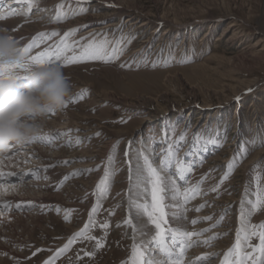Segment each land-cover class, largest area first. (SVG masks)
<instances>
[{"label":"rangeland","instance_id":"rangeland-1","mask_svg":"<svg viewBox=\"0 0 264 264\" xmlns=\"http://www.w3.org/2000/svg\"><path fill=\"white\" fill-rule=\"evenodd\" d=\"M61 4L62 10L57 7ZM61 11L66 18L58 21ZM0 15L7 17L0 20V27L21 49L32 45L27 57L54 49L65 36L76 54L93 39L107 40L109 49H125L110 63L66 65L63 59L48 63L62 68L71 95L62 111L46 119L62 118L58 125L49 122L42 127L40 137L51 143L37 140L8 150L44 146L48 160L38 162L29 155L12 167L20 173L1 170L7 165L0 163V171L13 174L6 175L12 178L10 182L0 180L1 195L2 188L39 183L30 194L18 190L17 198L0 197V264H122L129 260L135 244L129 236L136 240L146 236L148 245H137L153 251V226L147 217L137 219L136 209L129 207V197L141 202L147 197L142 189L129 191L126 160L135 161L137 152L143 151L151 153L150 159L159 167L168 144L175 145L185 132L179 157L191 163L193 170L185 180L174 172L164 174L166 179L171 175L181 191L193 186L200 189L185 205L186 219L180 218L182 200L170 199L174 190L165 192L169 225L200 233L191 237L193 246L185 252L184 264H223L238 231L242 254L253 252L245 237L257 245L259 239L250 235V225L264 224V207L254 208L257 194H264V0H33L31 8L26 0H0ZM234 23L238 26L231 28ZM28 26L40 31L21 35ZM185 58L192 62L181 63ZM165 62L170 66L165 67ZM153 63L157 66L152 67ZM81 94L82 100L78 99ZM138 102L142 111L130 107ZM196 135L215 138L217 143L194 148ZM253 140L255 145L246 143ZM242 143L248 149L243 158ZM54 152L58 155L50 157ZM110 154L114 156L111 164ZM234 158V172L221 183ZM28 165L33 168L23 172ZM73 172L80 175L72 176ZM106 173L115 175L104 195L97 185ZM66 175L69 179L65 181ZM5 204L9 207L4 208ZM201 204L205 206L196 211ZM69 210L71 219L65 221ZM172 213L177 214L175 220ZM209 216L211 220L204 219ZM128 218L137 221L135 233L123 223ZM192 220L198 222L192 224ZM104 223L109 225L107 229L100 227ZM86 224L87 235L96 240L76 235ZM97 240L104 242L103 248L96 249ZM205 240L209 243L204 244ZM91 252L95 255H85ZM154 255L164 259L160 252ZM258 256L253 253V259Z\"/></svg>","mask_w":264,"mask_h":264},{"label":"snow or ice","instance_id":"snow-or-ice-1","mask_svg":"<svg viewBox=\"0 0 264 264\" xmlns=\"http://www.w3.org/2000/svg\"><path fill=\"white\" fill-rule=\"evenodd\" d=\"M26 3L31 8L33 4V0H26ZM58 8L63 9V5H58ZM13 13H9L12 15ZM7 17L4 15H0V20H4ZM66 18V13L61 11V13L57 16V20H61ZM75 31V30H73ZM40 35H44L41 33ZM52 35H57L56 32H53ZM109 42L107 40L96 41L93 39L89 41L87 44L81 47L79 54H76L73 51V45L67 42V36L58 44L54 49H46L45 51L39 52L37 55H29L28 60L30 64L39 65L43 63H49L51 61H59L61 59L64 60L66 65L77 64L87 61H101L103 63L114 62L119 59L121 55H123L124 48L122 47H113L109 49ZM38 47V45H37ZM32 45H28L23 48L22 51L28 55L31 51ZM68 52H72V55H67ZM181 63H190L192 62L190 59H183L180 61ZM124 67V65H121ZM155 63L152 64V67H156ZM165 67L170 66L168 62L164 63ZM28 68V65H8L5 66L0 71L12 73V72H24ZM87 91V90H85ZM251 91V90H249ZM78 99H84V95L81 94ZM239 99V98H237ZM126 123V121H121ZM174 131V129L172 130ZM96 135H100V133H96ZM218 135V134H217ZM186 132L182 134L175 145L169 143L162 157L159 158V167L154 166L153 161L150 159L149 154H145L143 151H138L135 161L129 159L126 160L128 165V179L130 182L129 191L131 192L133 188L142 189L146 194V199L142 202L138 200H134L129 197V207L136 209V217L139 219L141 216L147 217V223L152 225L154 228V235L151 237V243L154 244V250L158 249L159 252L163 255L164 259L157 260L154 257V250L148 251L147 245H137L133 244L131 256L129 260L123 261L122 264H184V255L187 248L192 247L191 237L194 235H200V233L189 232L186 230H182L181 228H174L169 225L168 220V212L166 211L167 205L165 204V192L169 190H174L171 192L170 199L177 200L181 199L182 203L178 205L181 209L180 218L186 219L185 213L187 212V208L185 205L191 200L195 199L196 196L200 194V189L198 186L185 188L184 191L180 190V185L177 184L176 180L172 178L171 175L166 176L164 174L174 172L175 175L180 180H185V178L190 175L193 170V165L186 161H183L179 157V151L185 142ZM90 139V138H89ZM39 140L41 143H51L52 141L46 137H39L36 140L31 141L30 143H34ZM79 143V140H77ZM119 141L115 145H113V152L118 148ZM207 143H217L215 138H200L198 135L193 137V147H197L199 144H207ZM246 143H250L255 145V140L246 141ZM131 142H129L130 146ZM69 147H71V142L69 141ZM261 146H264V141L261 142ZM248 154V149L244 147V144L241 145V158L246 157ZM125 156H128V152H125ZM114 161V156L110 154L109 163L111 164ZM2 162V161H0ZM63 163H67L64 161ZM235 158L227 165V172L222 177L221 183L228 180L230 175L234 172L235 167ZM85 171H92V169H87ZM6 175H13L12 173H4L0 171V179H2ZM36 179L40 177L36 173H32ZM72 176H79L80 172L71 173ZM115 173L109 174L106 173L105 178L101 180V182L97 185V190L104 195H107V192L111 188L110 180L114 178ZM22 179V177H21ZM45 179L47 177L45 176ZM69 176H65L64 180H68ZM63 183V182H61ZM212 191H218L217 188H213ZM205 205L201 204L196 211H200ZM4 208H8L9 205L5 204ZM17 208L20 207L19 204L16 205ZM262 207H264V194L258 193L257 199L255 201L254 208L256 211H259ZM93 212L96 211L95 208L92 209ZM173 220L177 218L176 213H172ZM65 221H70L71 219V210L64 217ZM206 220H211L212 217H205ZM223 217H221V220ZM197 220H192V224H196ZM124 224L133 228L134 232L136 229V225L133 224L132 219L128 218L124 222ZM120 225H117L119 227ZM216 225H214L215 227ZM100 227L107 229L109 225L104 223L100 225ZM252 231L251 236H256L259 239V243L253 246L250 243V238L248 236L245 237L246 240H249L248 247L253 249V252L243 253L241 251V234L240 231L237 232L236 243L233 248H231L228 253L225 255L223 264H248V261H251V264H264V231H256L257 227L264 228V224L256 226L250 225ZM89 225H85L84 229L81 230L80 233H77V236H83L88 240H96V237L87 235V230ZM204 231H208L205 229ZM107 234V233H105ZM213 237L212 239H215ZM135 239V237H133ZM71 243V241L69 242ZM204 244H208L209 241H203ZM177 245H179V250L174 251ZM67 245L65 249H61L63 252L67 249ZM104 247V242L101 240H97L96 249H100ZM253 253H259V256L256 259H253ZM88 256H94L95 252L85 253ZM243 255V259L241 256ZM232 257H236L235 260ZM80 259V257H78ZM198 260H206L207 257H198ZM45 264H50L49 261H46ZM195 264V262H194Z\"/></svg>","mask_w":264,"mask_h":264},{"label":"clouds","instance_id":"clouds-1","mask_svg":"<svg viewBox=\"0 0 264 264\" xmlns=\"http://www.w3.org/2000/svg\"><path fill=\"white\" fill-rule=\"evenodd\" d=\"M8 65H28L26 71H0V154L10 146H20L40 137L49 114L62 111L71 95V84L59 65H33L18 42L0 27V69ZM28 79L25 91L17 81Z\"/></svg>","mask_w":264,"mask_h":264},{"label":"bare ground","instance_id":"bare-ground-1","mask_svg":"<svg viewBox=\"0 0 264 264\" xmlns=\"http://www.w3.org/2000/svg\"><path fill=\"white\" fill-rule=\"evenodd\" d=\"M14 3V1L12 2V3H10V1H9V4H13ZM17 3V2H16ZM8 4V3H7ZM129 20V19H128ZM73 24V23H72ZM38 25V24H37ZM142 25H144V24H142ZM141 25V26H142ZM67 26V25H66ZM238 25H236L235 23L234 24H232L230 27L231 28H233V27H237ZM45 27V26H44ZM47 27V26H46ZM68 27V26H67ZM41 28V27H40ZM23 30H22V33H21V35H26V34H28V35H30V34H35V33H38L39 31H40V29L39 28H36V26H28V27H25V28H22ZM41 30H44V29H41ZM236 34H238V33H236ZM232 38V37H231ZM258 45V44H257ZM251 84V83H250ZM130 104V103H129ZM130 107H132V109H134V110H140V111H142V109H141V107H142V105L138 102V104H132ZM134 112V111H133ZM137 112V111H136ZM60 119H62V118H59L58 116H56V117H54V118H52V119H50L49 121L48 120H45L44 121V123H43V125L45 124V123H51L52 125L54 124V126L55 125H58V122L57 121H60ZM62 122V121H61ZM59 125H60V123H59ZM46 126V125H45ZM48 126V125H47ZM50 126V125H49ZM56 127V126H55ZM54 129V128H53ZM46 148V147H45ZM50 148V147H49ZM53 148V147H52ZM56 148V146H54V148L53 149H55ZM44 146H41V147H37V145H32V146H27L26 148H21V147H16V148H14V149H12L11 151H8L7 153H4V154H0V161H2V163H4V164H6L7 165V167H5V165H4V167H3V169L1 168V166H0V168H1V170H11V172L13 171V170H17V169H13L12 167L14 166V164H18V162H20V160H22V161H24L25 159H27L28 158V156L29 155H31L33 158H36V159H39V161L38 162H42V161H46V160H48L49 159V156H47V151H45L44 152ZM34 151H36V153H34ZM54 151V150H53ZM55 155H58L57 154V152H54V153H52L51 155H50V157H56ZM27 162V161H26ZM33 162V161H32ZM37 162V163H38ZM1 163V162H0ZM31 163V162H30ZM35 163V162H34ZM33 163V164H34ZM28 164V163H27ZM38 165V164H37ZM20 166H21V163H20ZM30 166L31 165H28V167H27V169L25 170V171H23V172H25V173H28V171L31 169V168H33V167H31L30 168ZM15 168V167H14ZM38 168V167H37ZM42 168V167H41ZM21 171L20 170H17V171H14V173H20ZM24 174V173H23ZM27 175V174H26ZM1 180V182H4V183H7V182H10V181H12V178L10 177V179L8 178V176H4L2 179H0ZM39 185V183H32V182H28V183H23V184H21V183H19V185H15V186H13V187H7V189L6 190H4L2 187V190H1V192L3 193V195H1L0 197H15V198H17L16 197V191H22V192H24L25 194H26V192L28 193L29 191H31V190H33V188L36 186V185ZM20 186V187H19ZM15 188H18V189H16L15 190ZM21 188V189H20ZM32 188V189H31ZM14 189V190H13ZM21 192V193H22ZM5 193L6 194H8V195H10V196H5ZM28 194H30V193H28ZM27 195V194H26ZM18 196V195H17ZM19 198V197H18ZM133 213V212H132ZM30 217V216H29ZM135 216H133V218H134ZM24 219V218H23ZM135 219V218H134ZM135 222H137L136 220L134 221V225H136V223ZM145 223V222H144ZM140 225V224H139ZM137 226H138V224H137ZM146 226V225H145ZM139 227V226H138ZM137 227V228H138ZM140 228V227H139ZM142 228H143V226H142ZM145 228V227H144ZM132 231H133V228L131 229ZM145 230H147L146 228H145ZM140 231H141V229H140ZM134 232V231H133ZM135 233V232H134ZM130 238H132L133 239V237H136V236H129ZM141 237V240H136V238L135 239H133V241H134V243L135 244H139V243H142V244H147L148 242H147V240H146V236H140ZM148 245V244H147ZM151 250V249H150ZM154 250V249H153ZM159 250L158 249H155L154 250V254H156V252H158ZM121 254V253H120ZM154 257H155V255H154ZM155 259H158L157 257H155ZM0 262L2 263L3 262V260L1 259L0 260ZM30 263V262H29ZM5 264V263H4ZM33 264V263H32Z\"/></svg>","mask_w":264,"mask_h":264}]
</instances>
